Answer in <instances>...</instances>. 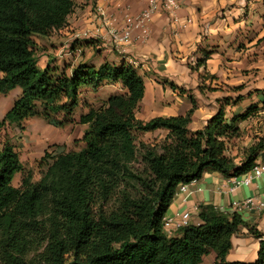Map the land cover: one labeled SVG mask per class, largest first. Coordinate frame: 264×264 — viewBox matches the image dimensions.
<instances>
[{"label":"trees","instance_id":"1","mask_svg":"<svg viewBox=\"0 0 264 264\" xmlns=\"http://www.w3.org/2000/svg\"><path fill=\"white\" fill-rule=\"evenodd\" d=\"M73 9V0H0V95L21 90L0 120V264H201L209 253L213 264H264V240L254 262L226 260L244 224L236 214L201 206L198 222L173 236L163 223L181 185L205 171L237 177L254 167L264 153V130L248 121L264 114V91L249 93L258 100L245 106L242 96L222 98L216 114L194 132L188 128L194 108L185 116L140 121L135 113L145 85L133 66L105 61L94 67L56 57L38 65L44 47L34 38L63 29ZM209 58L204 52L196 65ZM106 82L122 92L99 108L84 104L78 121L86 126L83 146L46 153L39 161L46 170L33 182L14 145L2 138L5 124L20 127L33 117L56 127L73 122L81 91H98ZM156 130L167 134L151 144L137 142V135ZM16 173L23 174L19 188L12 185Z\"/></svg>","mask_w":264,"mask_h":264},{"label":"crops","instance_id":"2","mask_svg":"<svg viewBox=\"0 0 264 264\" xmlns=\"http://www.w3.org/2000/svg\"><path fill=\"white\" fill-rule=\"evenodd\" d=\"M73 1V12L67 17L63 29L53 32L50 37L34 38L38 46L47 47L37 55L38 65L44 67L49 58L56 57L72 64L87 62L94 67L105 61L133 66L145 85L144 97L135 113L140 121L185 116L192 109L193 100L196 108L188 128L194 132L202 129L216 114L222 98L242 96L241 105L245 106L258 100L256 94L249 96V93L264 91V0H177L175 11L152 16L145 37L139 29H134L125 48L112 43L110 29L119 27L125 16L138 15L146 0H117L114 3L109 0ZM97 6L105 10L109 19L107 24L96 18ZM69 33L81 39L80 43L86 39L93 40L92 47L81 45L79 50L85 54L79 60L69 59L70 51L61 53L53 48L59 46L52 39L55 34ZM204 52L210 53V58L205 65L197 66L196 62ZM202 72L209 75L204 81L206 88L201 83ZM171 84L177 89H171ZM238 87L241 89L234 90ZM120 92L122 89L118 84L107 82L98 91H81L72 119L73 124L82 130V135L86 126L78 121L86 111L84 104L99 108L109 96ZM71 133L72 127L69 135ZM166 134L164 130H156L143 135L160 141ZM82 135L75 139L79 148L83 146L80 142ZM69 138L65 137L63 142L68 144L72 141ZM249 142L246 136L241 144L247 146ZM236 149H233V154ZM261 162H264V153L260 154L256 164ZM21 163L24 168L28 166ZM230 178L205 171L198 181L187 185L186 194L174 197L165 217L188 213L191 223H197L201 206H212L231 216L238 215L244 224L232 237V248L226 260L254 262L260 241L264 240V206L235 210L232 203L253 198L255 202L264 204V173L248 186L234 191H230ZM212 255L213 260L204 256L201 264H213Z\"/></svg>","mask_w":264,"mask_h":264},{"label":"rangeland","instance_id":"3","mask_svg":"<svg viewBox=\"0 0 264 264\" xmlns=\"http://www.w3.org/2000/svg\"><path fill=\"white\" fill-rule=\"evenodd\" d=\"M70 34L71 33H69L68 35L55 34L54 38L52 39L54 43L59 46H54L53 48H55L56 51H59L61 53L70 51L71 54L70 56L68 55L69 59L74 57L79 60V58L84 56L85 54L83 50H79L81 49V39L71 36ZM90 46L92 47L93 44ZM42 47H44L43 49L47 50V47ZM72 54L75 55L73 56ZM208 78L209 75L207 73L202 72V76L200 79L202 80L201 83L204 86L203 88H206L204 81ZM101 93L104 92L102 91ZM20 96L21 90L19 88L10 90L6 95H0V120L3 119L5 113L13 105L15 100H17ZM191 105L192 108H196V105L195 107L192 103ZM42 109L43 108L41 106H38L39 113L42 112ZM59 117L61 119V116ZM263 120L264 114H259L253 117V119H250L248 121V124L254 129H256V131L261 133L264 130ZM73 123L74 121L70 123L66 122L63 125H59L56 127L48 124L42 118L33 117L24 121L20 127H14L5 124L1 135L2 138H7L11 142V144L14 145L15 150L18 153L21 161L24 162L25 165H28L24 168L25 171L29 172L31 174L32 181L36 182L39 180L42 173L46 170L44 166L39 167V161L46 153H62L79 149L78 140L75 139L77 136L82 135V130L76 127V124ZM71 127L72 133L71 135H69ZM67 136H70L69 140H72L71 142L68 141V144L66 142H63V139ZM136 139L137 142L143 141L148 144L154 143L156 141L155 139H151L149 135L144 136L143 134H139V136L137 135ZM22 177L23 174L16 173L12 180V185L14 187L19 188ZM34 254V252H31L29 254V257L33 256ZM206 259L213 260L212 253L207 255Z\"/></svg>","mask_w":264,"mask_h":264},{"label":"built area","instance_id":"4","mask_svg":"<svg viewBox=\"0 0 264 264\" xmlns=\"http://www.w3.org/2000/svg\"><path fill=\"white\" fill-rule=\"evenodd\" d=\"M110 2H116L117 0H109ZM178 8L177 0H146L144 8L141 12L134 16H125L122 19V23L119 27H114L110 29V37L112 43L120 48H125L129 45L131 41V35L134 29H139L143 36L147 34V24L151 20L152 16L160 13L167 12L171 13ZM96 18L102 23L107 24L109 19L103 8L96 7ZM264 173V162L257 163L254 167L247 173L232 177L229 179L230 191H234L238 187L248 186L253 179L259 178ZM187 185H181L175 196L186 194ZM263 203L255 202L253 198H248L241 202L232 203V207L235 210L251 209V208H262ZM191 218L188 213L175 214L172 217H165L163 220L164 231L168 236H173L175 232L181 228L189 226L191 223Z\"/></svg>","mask_w":264,"mask_h":264}]
</instances>
